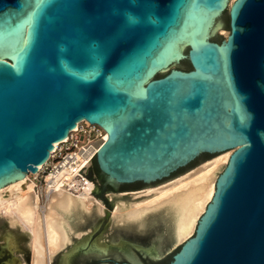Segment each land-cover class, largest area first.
Masks as SVG:
<instances>
[{"label": "water", "instance_id": "obj_1", "mask_svg": "<svg viewBox=\"0 0 264 264\" xmlns=\"http://www.w3.org/2000/svg\"><path fill=\"white\" fill-rule=\"evenodd\" d=\"M226 2L0 0V186L81 125L105 133L85 161L96 197L232 150L169 257L104 241L67 264H264V0H232L225 38H200ZM182 58L189 70L153 77Z\"/></svg>", "mask_w": 264, "mask_h": 264}, {"label": "bare ground", "instance_id": "obj_2", "mask_svg": "<svg viewBox=\"0 0 264 264\" xmlns=\"http://www.w3.org/2000/svg\"><path fill=\"white\" fill-rule=\"evenodd\" d=\"M208 20L203 22L199 30L200 38L209 35ZM219 25L220 23H216L211 26L212 31L213 28H219ZM185 43L181 42L178 47L173 46L174 51L182 49ZM178 51L176 55L180 54ZM5 54L7 53H0V57ZM55 144L56 142L52 147ZM229 154L230 152L206 162L174 182L153 190L147 189L148 191L143 194L146 198L141 202L134 201L129 204L118 202L114 204L111 213L87 192L75 196L58 188L47 195L45 205L41 206L33 183L28 185V174L23 173L0 186V216H4L11 227L27 237L30 249L29 264H56L58 254L74 240L78 242L83 236L82 233L75 232L74 227L84 225L93 217L95 218L93 228L104 217H109L110 224L121 225V232L142 244L146 239L142 228L145 218L164 212L169 231L164 243L166 242V246L171 250L193 233L203 204H207L211 198L217 172L225 165ZM201 164L203 161L195 166ZM94 188L95 184L90 186L89 190L94 191ZM156 252L158 253V249Z\"/></svg>", "mask_w": 264, "mask_h": 264}, {"label": "rangeland", "instance_id": "obj_3", "mask_svg": "<svg viewBox=\"0 0 264 264\" xmlns=\"http://www.w3.org/2000/svg\"><path fill=\"white\" fill-rule=\"evenodd\" d=\"M231 1L227 0L225 9H223L214 18L213 25H215L216 23H220V25H219V28L218 27L215 29L213 28V31H212V29L210 30L209 35H208L209 40L218 43L220 41V39H224L226 34L228 33V24H227L228 15H227V12H228V6H229ZM186 51H187V46H184L181 49V52L185 54ZM172 67H177V69H181V70H189L191 68L187 59L182 58V59H179L176 62L172 63L168 68L164 69L163 71L157 72L156 74H154L153 77H159V76L165 74L168 71V69L172 68ZM226 151L227 152L222 151L223 153L220 152L219 154L215 155L214 157L211 156L212 157L211 159L202 157L203 164L198 165V166L194 165L195 167L191 166L192 168L188 167L185 169H181L177 173L157 181L155 183L156 185L150 184V183L140 182L142 186H138V187H140L138 189V191L127 190L130 188H126V187L121 188V189H126L124 191H120L121 189L112 191V186H108V187L104 188L103 197H96V195L100 189V185H96L95 190L93 191V196L95 197V199L97 201L101 202L104 205L105 209L109 213H111L114 209V204H117L118 202L125 203V204H129V202L133 203L134 201L136 203L141 202L142 200H144L146 198L143 194H144V192L148 191L147 189L153 190L155 188H159V187H162L166 184H169V182L170 183L174 182L175 180L192 173L193 171H195L196 169H198L199 167L204 165L206 162L213 160L215 158H219L225 154H228L229 152L231 153L232 150H230V151L226 150ZM220 170L218 172H220ZM27 182H28L27 183L28 185L33 183L30 175H28V181ZM139 193H141V194H139ZM141 197H143V198H141ZM138 198H140V199H138ZM38 201H39L41 206H44L46 199L45 200L38 199ZM166 219L167 218H166V215L164 212H163V214H162V212H159V213H156L154 215H148L145 218L144 226L142 227L143 230L145 231L146 239L143 241L142 244H138L129 235H127V236L129 237L131 243L128 241H126V242L119 241L118 242L117 239H121V237H122L121 233H123L120 230L121 225L110 224L109 223V217H104L103 220L96 227L93 228L92 225L95 222V218L93 217V218L89 219L87 221V223H85L84 225H81V226L78 225V226L74 227V229H75L74 231L79 232L80 234L82 233L83 236L78 242H76L74 240L73 243H70L72 245L69 244V246H67V248H65L64 250H62L58 254V259H57L56 264H67V255L72 253V251H76V250L80 249L82 246H83L82 248H90L93 250L104 252V241H106L108 249H115V248L121 249V244L126 245L127 247H129L133 251H135V250L131 246H133L137 249H140L146 253H143L140 250L135 251V252L141 258L143 256H147V257L151 258V260L144 259L147 262H157L159 260L167 258L179 247V244L170 250L166 246V244H165L166 242L164 243L166 236L169 233L168 222ZM96 228H98L97 231H95L93 233V231ZM14 231H17V229H15L14 227H11L8 224V221L5 219V217L1 215L0 216V232L1 233L5 232L4 233V241L7 242L6 243L7 246H9V243L11 241L15 240ZM85 231H87V232H85ZM114 233H116V235L119 233L116 236V238L114 237ZM163 233H165V234H163ZM72 237L74 238L75 235ZM72 237H71V239H72ZM25 241H27L26 242L27 259L25 260L22 258L21 262H23L25 264H29L30 249L28 246L29 241L27 240V237H26ZM79 243H80V245H79ZM78 247H80V248H78ZM157 249H158V253L156 252ZM70 250H72V251L70 252ZM153 252H155V253H153Z\"/></svg>", "mask_w": 264, "mask_h": 264}, {"label": "built area", "instance_id": "obj_4", "mask_svg": "<svg viewBox=\"0 0 264 264\" xmlns=\"http://www.w3.org/2000/svg\"><path fill=\"white\" fill-rule=\"evenodd\" d=\"M105 133L95 125L77 126V132L56 141L47 159L31 173L33 187L38 199L44 200L55 189H63L72 195H93L89 187L95 183L87 172L86 160L93 144H101ZM53 145V144H52Z\"/></svg>", "mask_w": 264, "mask_h": 264}, {"label": "flooded vegetation", "instance_id": "obj_5", "mask_svg": "<svg viewBox=\"0 0 264 264\" xmlns=\"http://www.w3.org/2000/svg\"><path fill=\"white\" fill-rule=\"evenodd\" d=\"M227 15H228V12H227ZM228 21H229V17H228ZM227 24H228V22H227ZM95 186H96V184H95ZM126 188H130V189H127V190L138 191V189L140 187L133 186V187H126ZM124 190H126V189H121L120 191H124ZM97 229L98 228H96L93 231V233L95 231H97ZM5 232H3V233L0 232V264H25V263L21 262L22 258L25 259V260L27 259V246H26V241H25L26 240L25 235L22 232L18 231V230L14 231L15 240L11 241L9 243V246H7L6 245L7 242L4 241V233ZM117 235H116V233H114V237L115 238H116ZM121 236H122L121 239H117L118 242L119 241H124V242L128 241V242H130L129 237L125 233H121ZM131 247L135 251H139L140 250V249H137V248H135L133 246H131ZM140 251H142V250H140ZM72 252H74V251H72ZM142 252L146 253L144 251H142ZM142 258L151 260V258H149L147 256H143Z\"/></svg>", "mask_w": 264, "mask_h": 264}]
</instances>
